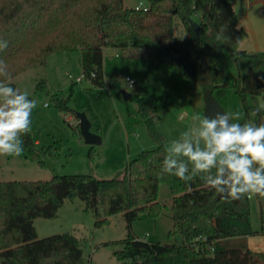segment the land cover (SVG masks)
I'll list each match as a JSON object with an SVG mask.
<instances>
[{
	"label": "trees",
	"instance_id": "trees-1",
	"mask_svg": "<svg viewBox=\"0 0 264 264\" xmlns=\"http://www.w3.org/2000/svg\"><path fill=\"white\" fill-rule=\"evenodd\" d=\"M189 18L204 28L197 35ZM178 22L187 37L176 35ZM247 36L230 0H150L146 11L125 6L124 0H0V40L7 48L0 51L13 78L43 67L54 52L82 51L84 77L93 86L104 87L105 47L121 48L142 55L155 63H174L169 55H183L200 66L209 56L214 78L213 93L226 94L224 68L219 58L225 48L234 57L249 54L240 49ZM141 53V54H140ZM95 76H92V74ZM11 83V82H10ZM11 86L16 88L14 83ZM113 88L126 89L139 104L157 147L133 159L122 176L98 178L91 174L57 175L35 181L0 180V264H84L80 239L71 233L40 238L34 225L38 217L54 218L67 199L86 203L100 227L109 217L123 213L129 229L143 215L158 218L166 205L159 201L160 185L167 183L174 194L171 206L173 230L181 243L164 244L142 240L131 234L115 256L123 264H264V251L247 249V236L257 233L251 221L250 198L225 200L204 187L199 177L184 182L172 175H160L166 155L164 137L158 129L154 99L135 84L115 75ZM39 88L47 87L42 80ZM264 90V73L237 79L235 91L244 100L257 98ZM61 108L66 101H60ZM245 104L246 118L264 123V109ZM80 134L79 126L76 127ZM23 152L38 157L31 132L21 137ZM1 169V162H0ZM264 224V197L258 196ZM264 228V226H263Z\"/></svg>",
	"mask_w": 264,
	"mask_h": 264
},
{
	"label": "rangeland",
	"instance_id": "rangeland-1",
	"mask_svg": "<svg viewBox=\"0 0 264 264\" xmlns=\"http://www.w3.org/2000/svg\"><path fill=\"white\" fill-rule=\"evenodd\" d=\"M139 0H124L125 6L134 8ZM148 2L149 0H144ZM238 14L240 27L247 36L240 49L249 55L236 58L225 48L219 58L224 68L226 94L218 99L226 113H239L241 123L246 118L245 104L264 105V90L260 96L244 100L235 91L237 79L246 75L264 73V0H230ZM176 35L186 38L185 27L178 22ZM141 54V53H140ZM104 87H95L84 77L82 51L54 52L47 64L26 70L10 82L37 106L32 110L31 134L36 144L37 158L21 153L0 154L1 181L51 179L57 175L91 174L98 178L122 176L129 163L143 151L158 144L150 134L148 125L139 113V104L125 99L123 90L113 88L111 79L129 76L136 85L145 89L154 99L158 129L164 137V146L178 139L192 125L193 114L205 116L204 88L195 79L181 73L178 66L168 62L155 63L127 49L107 47L104 50ZM83 77L81 81L78 78ZM45 80L47 87L39 83ZM128 91V90H127ZM66 101V107L59 106ZM77 112H84L92 122V132L102 137L101 145L86 144L76 130ZM185 114L184 118H180ZM248 121L254 122L253 118ZM174 194L167 183L160 185L159 201L166 205L158 218L143 215L131 224V234L142 240L164 244L182 242L173 230L171 206ZM251 221L257 231L250 237L253 250L264 251V224L261 219L257 195L250 198ZM39 221L46 222L40 225ZM96 218L86 203L78 198L67 199L54 218L38 217L37 233L40 238L54 234L76 235L83 248L84 264H123L115 256L122 249L121 241L129 235V225L123 213L109 217L97 227Z\"/></svg>",
	"mask_w": 264,
	"mask_h": 264
},
{
	"label": "clouds",
	"instance_id": "clouds-1",
	"mask_svg": "<svg viewBox=\"0 0 264 264\" xmlns=\"http://www.w3.org/2000/svg\"><path fill=\"white\" fill-rule=\"evenodd\" d=\"M8 46L0 40V51ZM12 73L0 59V154L19 156L22 136L31 132V113L37 106L27 92L11 86ZM264 105L253 111V115ZM237 113H216L208 117L193 114L192 125L166 146L160 175H172L184 182L199 177L204 187L225 200L264 197V123L243 124Z\"/></svg>",
	"mask_w": 264,
	"mask_h": 264
},
{
	"label": "water",
	"instance_id": "water-1",
	"mask_svg": "<svg viewBox=\"0 0 264 264\" xmlns=\"http://www.w3.org/2000/svg\"><path fill=\"white\" fill-rule=\"evenodd\" d=\"M189 22L198 36L204 32V28L193 18H189ZM169 57L182 66L188 77L195 79L204 88L205 116L211 117L216 113H226L213 93L214 78L211 72L209 56L203 59L200 66H197L191 59L183 55L173 56L170 54ZM123 95L125 99H130L132 94L127 90H123ZM76 116L79 120L80 134L85 143L89 145H101L103 139L98 134L92 132V122L87 115L84 112H77Z\"/></svg>",
	"mask_w": 264,
	"mask_h": 264
},
{
	"label": "built area",
	"instance_id": "built-area-1",
	"mask_svg": "<svg viewBox=\"0 0 264 264\" xmlns=\"http://www.w3.org/2000/svg\"><path fill=\"white\" fill-rule=\"evenodd\" d=\"M150 8V0L148 2H145L144 0H139L138 3L135 5L134 9L135 10H148ZM92 76H95L93 73ZM83 77L78 78V81H81ZM126 81L128 82L129 86L132 87L135 84V81L132 80L129 76L125 77ZM185 114H182L180 118H184Z\"/></svg>",
	"mask_w": 264,
	"mask_h": 264
},
{
	"label": "crops",
	"instance_id": "crops-1",
	"mask_svg": "<svg viewBox=\"0 0 264 264\" xmlns=\"http://www.w3.org/2000/svg\"><path fill=\"white\" fill-rule=\"evenodd\" d=\"M232 5H233V4H232ZM237 15H238V14H237ZM105 48H107V47H105ZM105 48L103 49V55H104V50H105ZM102 143H103V142H102ZM36 144H39L38 141H36ZM0 170H1V169H0ZM37 219H38V218H36V219L34 220V225H35L36 229H37V225H36V221H37ZM39 224L43 226V225L46 224V222H44V221H39ZM38 236H40V235L38 234ZM250 237H251V236H247V237H246V241H247V249H250V250L255 251V252H260V251L253 250V249L251 248V246H250Z\"/></svg>",
	"mask_w": 264,
	"mask_h": 264
}]
</instances>
